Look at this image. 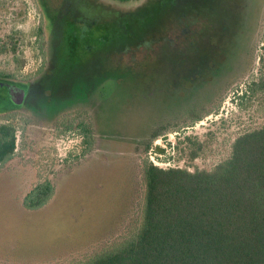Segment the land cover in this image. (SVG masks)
I'll list each match as a JSON object with an SVG mask.
<instances>
[{
    "label": "trees",
    "instance_id": "16d2710c",
    "mask_svg": "<svg viewBox=\"0 0 264 264\" xmlns=\"http://www.w3.org/2000/svg\"><path fill=\"white\" fill-rule=\"evenodd\" d=\"M169 1L138 0L143 4L142 8L138 7V21L142 23L138 27V45L148 46L146 51L138 53L146 54L138 58L137 66L131 61L133 64L127 62L129 67L123 70L112 67L111 76H153L152 63L156 59L147 53L152 52L153 46L166 45L170 41L164 35L167 30L159 36L151 34L154 18L181 27V36L187 35L190 29L191 35H195L193 28L199 24L203 26L201 31L209 29L208 34L217 27L216 23L214 27L210 23L213 20L204 19L206 15L200 13L191 12L188 17H180ZM242 7L237 9L238 18L223 20L236 23L239 19L240 23L245 15ZM210 37L213 36L206 34L204 42H209ZM262 39L264 41V25L258 41ZM193 43L200 44L198 40L193 41L192 46ZM122 57L113 54L111 60ZM162 57L160 60H165ZM206 72V77L213 75L211 69ZM207 83L194 84L195 90L190 96ZM152 87L150 81L142 84L143 91H138L146 100L145 105L155 101ZM160 95L159 99L165 96L162 92ZM220 99L213 109L209 107L204 114L187 121L180 119L170 127L141 129L134 137L110 132L107 146L95 151L93 139L101 138L104 133L89 131L86 125H80L78 135L83 149L77 157L78 162L72 165L58 158L54 142L42 144L37 139H47L45 133L41 135L42 131L33 129L35 132L31 134L33 130H29L25 118L19 117L21 124L17 126L12 121L18 117L16 114L0 116V192H10L9 196L5 195V202L24 212L28 220L38 216L41 223L48 224L59 218L46 220L42 216L54 206L60 190L81 189L92 193V201L99 204L92 211L84 206L69 217V222L76 225L83 220L84 225L90 221L93 226L80 228L75 239L50 244L40 252L26 250L12 242L1 243L0 264H264V127L238 136L232 144L230 157L209 171L163 169L148 159L155 140L216 112ZM173 100L171 104L183 102L177 95ZM41 110L34 109L30 127L41 129ZM63 124L55 125V136L70 129ZM18 130L21 131L20 141H17ZM76 169L78 173L73 176L77 177L70 180ZM18 175L24 178L19 181ZM64 177L68 179L62 184ZM65 223L68 220L62 221ZM62 231L66 234L67 230Z\"/></svg>",
    "mask_w": 264,
    "mask_h": 264
},
{
    "label": "rangeland",
    "instance_id": "374dc122",
    "mask_svg": "<svg viewBox=\"0 0 264 264\" xmlns=\"http://www.w3.org/2000/svg\"><path fill=\"white\" fill-rule=\"evenodd\" d=\"M46 1L54 6L58 5L61 0ZM188 1L189 3L178 6L180 17L190 16L191 12L200 13V15H206L204 19L213 20L210 23L212 25L216 23L217 27L208 34L209 29L205 28L201 31L203 26L199 24L193 28L196 31L195 35H191L192 29H190L187 35L181 36V27L172 23L168 26L166 33L163 32L170 38L168 44H160L154 48V51L147 54L151 55L154 60L162 56L165 58L168 50L174 49L180 52L181 47L191 46V43L196 40L200 44L193 43L195 46H212L215 43V37L219 36L221 39L219 45H235L233 52L229 51V46H227L229 49L223 47V55L217 58L221 64L219 75L215 79L209 77L207 85L199 87L195 95L184 98L183 102L177 101L176 104L169 105L160 99L145 105L147 104L146 100L138 94L136 99L141 100H138V111H136L138 116L130 114L131 112L135 113L137 109L134 108L132 111L124 113L123 120L117 118V122L122 120L121 123H125L124 131L121 130L123 134L126 133L134 137L141 129L170 127L180 119L187 121L195 116H200L206 112L207 108L214 106L216 100L223 93V99H220V106L216 112L205 116L191 126L168 133L155 140L148 153L149 161L159 168H181L190 172L209 171L230 157L232 144L238 136L264 127V41L263 39L258 41L264 25V0ZM241 5L245 6L244 9ZM241 7L245 15L244 20H241L240 23H238L239 19L236 23L229 21L227 23L226 20H223L228 17L238 18L240 12L237 9H241ZM219 22L221 26H218ZM237 29L238 38L234 36L235 43L233 40L230 42L232 30ZM206 34L213 36L208 39L209 42L203 40ZM39 36V18L34 0H0V75L22 78L33 74L41 59ZM145 54L132 52L120 60L124 63L132 61L137 66L138 58ZM112 55L113 53H111V57ZM128 63L125 64L127 67H129ZM213 63L211 64L213 65ZM147 83L149 82L147 81ZM138 91H143L142 84L140 87L138 86ZM27 99V102L22 106L13 105L14 102L9 99L0 100V116L10 117L16 114L18 120L13 118L12 121L17 126L21 124H19V117L22 116L25 119L34 117L36 108L42 109L40 119H44L43 125L51 123L58 116V113L54 112L56 111L54 105L47 104V109L37 100ZM119 102L120 99L115 95L105 109L103 106V115L105 113L107 119L112 120L115 106H119ZM130 104L134 105L131 102ZM130 104L127 105L130 107ZM28 128L30 131L31 129H40L29 126ZM20 132V130L17 132V141L21 140ZM44 133L47 135V139L39 137L37 139L42 144L54 142L60 160H67L71 165L73 162H78L79 158L77 159V157L83 149L78 131L55 136V130L46 129L40 134ZM32 137L33 135H30V138ZM155 147L162 151H157ZM77 173V169L74 170L70 180H74L77 176L74 178L73 175ZM17 178L20 181L24 177L18 175ZM66 179L68 178L64 177L62 184H65ZM11 194L13 195V193ZM1 195L0 244L12 242L26 250L30 248L33 252H40L50 244H61L66 239L68 242L69 239H75L80 228L86 226L93 228L90 221L88 225H84L81 220L76 225L73 221L69 222V217L84 206L88 207L90 211L99 206L96 201H92V193H85L81 189L70 187L68 190L67 188L60 190L57 198L54 199V206L50 207L42 216L46 220L59 218L49 221L50 224H48L41 223L38 216H35L32 221L28 220L24 212H21L13 204L5 202V195L9 196L10 192L1 191ZM63 220L65 222L68 220V223L62 224ZM64 228L67 230L66 234L62 231Z\"/></svg>",
    "mask_w": 264,
    "mask_h": 264
},
{
    "label": "flooded vegetation",
    "instance_id": "af4514ba",
    "mask_svg": "<svg viewBox=\"0 0 264 264\" xmlns=\"http://www.w3.org/2000/svg\"><path fill=\"white\" fill-rule=\"evenodd\" d=\"M34 1L39 18L40 63L33 74L22 78L0 75V100L9 99L13 105L22 106L29 98L37 100L45 108L47 104L54 105L56 111H52L58 116L45 125L44 119H40L42 125L39 130H56L57 123H64L70 128L67 132H74L81 129L80 125H86L89 131L104 133L101 138L93 139L94 151L107 146L110 132L125 129V123L121 121L126 111L135 108V113L130 114L138 116V85L151 81L153 99L163 98L171 105L175 95L184 99L194 92V84H205L209 78L205 76L207 69H211V77L215 79L220 72L221 64L217 58L223 55V47H230V52L235 48L234 44L219 45L220 39L216 37L214 45L209 47L188 45L181 47L180 52L168 50L165 60L158 58L152 63L151 78L111 76L112 67L123 70L127 64L121 60L112 61L111 53L124 57L128 53L146 51L148 47L138 45V27L142 24L138 21V7L142 8L143 4L138 0L123 3L114 0H61L53 6L46 0ZM186 3L189 1H169L177 10L179 5ZM166 9L169 15L170 10ZM169 25L166 20L154 18L151 34L159 36ZM238 35V29L232 30L230 42ZM156 47L158 45L151 51ZM161 92L165 96L159 99ZM115 95L121 103L115 106L111 123L112 120L107 119L105 113L103 115V106L105 109ZM117 118L122 120L117 122ZM26 120L30 127L34 117Z\"/></svg>",
    "mask_w": 264,
    "mask_h": 264
},
{
    "label": "water",
    "instance_id": "95a60500",
    "mask_svg": "<svg viewBox=\"0 0 264 264\" xmlns=\"http://www.w3.org/2000/svg\"><path fill=\"white\" fill-rule=\"evenodd\" d=\"M22 96H23V93H22Z\"/></svg>",
    "mask_w": 264,
    "mask_h": 264
}]
</instances>
